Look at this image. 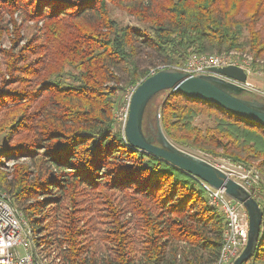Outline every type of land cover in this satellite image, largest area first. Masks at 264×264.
<instances>
[{"label": "trees", "instance_id": "16d2710c", "mask_svg": "<svg viewBox=\"0 0 264 264\" xmlns=\"http://www.w3.org/2000/svg\"><path fill=\"white\" fill-rule=\"evenodd\" d=\"M15 13L34 25L0 72V190L40 245L61 264H216L222 212L196 178L133 148L115 114L129 89L192 55L247 53L264 72V0H0V29ZM164 93L166 137L257 169L264 211V127L179 92L147 110ZM259 240L252 264H264V217Z\"/></svg>", "mask_w": 264, "mask_h": 264}, {"label": "water", "instance_id": "95a60500", "mask_svg": "<svg viewBox=\"0 0 264 264\" xmlns=\"http://www.w3.org/2000/svg\"><path fill=\"white\" fill-rule=\"evenodd\" d=\"M247 79L245 71L234 65L213 68L210 75H191L177 68H162L137 86L124 131L126 141L137 151L156 156L214 188L225 190L233 201L242 204L249 218V237L246 247L232 264H245L255 255L264 217L259 202L246 187L231 179L206 157L173 144L161 127L159 114L157 129L150 124L153 135H147L144 117L149 103L156 95L172 91L216 104L264 127V102L257 97L243 98V95L250 93Z\"/></svg>", "mask_w": 264, "mask_h": 264}, {"label": "built area", "instance_id": "2783aa9c", "mask_svg": "<svg viewBox=\"0 0 264 264\" xmlns=\"http://www.w3.org/2000/svg\"><path fill=\"white\" fill-rule=\"evenodd\" d=\"M234 52L231 51L228 54L223 53L220 55H192L180 70L186 71L191 75H210L213 68L234 65L241 67L247 74L248 79L254 74H262L261 71L253 70L251 57H237L235 54L237 52ZM154 73L156 72L153 71L152 75ZM247 87L254 90L249 82H247ZM135 90L136 88H131L127 91L115 114L117 122L122 125L124 131ZM218 168L228 174L231 179L246 187L250 193L251 190L259 186L261 174L254 167L224 160V164H221ZM197 180L206 191L211 206L222 212L228 224L216 264H232L239 254L242 253L248 242V214L242 204L235 200L233 201L225 190L214 188L202 180ZM54 255V259L50 262L49 258L52 259ZM0 264H61V259L58 258L54 250L45 249L43 245H40L38 236L33 233L30 224L22 217V213L12 206L10 198L1 190ZM245 264L252 263L246 262Z\"/></svg>", "mask_w": 264, "mask_h": 264}, {"label": "rangeland", "instance_id": "374dc122", "mask_svg": "<svg viewBox=\"0 0 264 264\" xmlns=\"http://www.w3.org/2000/svg\"><path fill=\"white\" fill-rule=\"evenodd\" d=\"M117 14L119 16L120 15V12L118 11ZM121 18H123L127 23H133V19H131V17H127L125 15H121ZM2 20H3L1 22V23H3L2 27H5V28L4 29H2V28L0 29V72L4 68L3 65H4L5 55L7 54L8 51H12L13 48H14L13 42L16 41V39L14 40V36L13 35L14 34L15 35H18L20 33H22L21 34L22 36L23 35H29V31L26 30V27L28 25H30V26L34 25L33 22L25 23L20 18V16H19L18 13H15L14 15L4 14ZM15 22L17 23V26L16 27H14ZM22 36H21V38L19 40H17V42H19L22 39ZM24 42H25V40H21L20 41V44H23ZM237 53H235L237 57H239V56L240 57L241 56L242 57H244V56L252 57L251 55H248L247 53H241V52H237ZM262 73H264V72H262ZM259 76H260L259 74H256V75L254 74V75H252V77H250L249 79H247L248 82L254 88V90L251 88L250 89V93H246L245 95H243V98L249 99V98H256L257 97V99H259L262 102H264V76H261L260 78H259ZM262 81H263V83H262ZM0 82H1V80H0ZM165 95L166 94L164 93V94L158 96L152 102V104H150V106H149V108L147 110V120H149V118L155 119V117L157 115L156 114V111L158 110V105L162 101V97L165 96ZM157 126H158V121H157L156 124L154 122L155 129H157ZM123 133H124V130H123ZM192 153H194V154H196L198 156H205V155H203V154H201L200 152H197V151H192ZM207 158L209 160H211L213 162V164L216 165L217 167L218 166H221V164H224V160H221L220 159L218 161V159H212L210 157H207ZM23 162H26V159H22L20 161H15V160L6 161L5 162L6 163V168H4V169L7 170V171H12L14 164H20V163H23ZM22 217L29 223V221L23 216V214H22ZM54 257H55V255L53 256L52 259L49 258V261L51 262L54 259Z\"/></svg>", "mask_w": 264, "mask_h": 264}, {"label": "flooded vegetation", "instance_id": "af4514ba", "mask_svg": "<svg viewBox=\"0 0 264 264\" xmlns=\"http://www.w3.org/2000/svg\"><path fill=\"white\" fill-rule=\"evenodd\" d=\"M152 123V120H148V121H146V123H145V125L147 126V125H149V124H151ZM154 125V124H153ZM148 129H146V127H145V132H146V134L147 135H153V132L151 131V129H150V126H148L147 127Z\"/></svg>", "mask_w": 264, "mask_h": 264}, {"label": "crops", "instance_id": "0c3cea01", "mask_svg": "<svg viewBox=\"0 0 264 264\" xmlns=\"http://www.w3.org/2000/svg\"><path fill=\"white\" fill-rule=\"evenodd\" d=\"M261 76H264V73H262V74L259 76V78H260ZM262 83H263V81H262ZM250 85H251V84H250Z\"/></svg>", "mask_w": 264, "mask_h": 264}]
</instances>
